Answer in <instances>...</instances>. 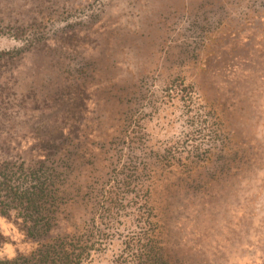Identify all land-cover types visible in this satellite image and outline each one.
<instances>
[{"label":"rangeland","instance_id":"1","mask_svg":"<svg viewBox=\"0 0 264 264\" xmlns=\"http://www.w3.org/2000/svg\"><path fill=\"white\" fill-rule=\"evenodd\" d=\"M51 245L264 264V0H0V264Z\"/></svg>","mask_w":264,"mask_h":264},{"label":"trees","instance_id":"2","mask_svg":"<svg viewBox=\"0 0 264 264\" xmlns=\"http://www.w3.org/2000/svg\"><path fill=\"white\" fill-rule=\"evenodd\" d=\"M43 162H39L42 165ZM43 166V165H42ZM60 165H58L59 168ZM58 168H55L57 171ZM42 171V170H41ZM39 178V177H38ZM64 187L57 180V176L53 178L47 176L41 180L35 182L34 188L31 192H14L13 199L19 201L21 205L27 206L28 209L32 208L35 214V221L39 222L42 218L49 220L50 207L54 203L55 199L61 195ZM53 214H56L53 212ZM31 231H27L30 233ZM57 240L56 236L52 238ZM62 244V243H60ZM52 246V245H51ZM51 246L47 248L44 254H41L37 264H70L69 257L61 251Z\"/></svg>","mask_w":264,"mask_h":264}]
</instances>
